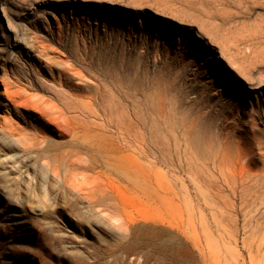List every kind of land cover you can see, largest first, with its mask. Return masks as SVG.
Instances as JSON below:
<instances>
[{
	"label": "rangeland",
	"instance_id": "rangeland-1",
	"mask_svg": "<svg viewBox=\"0 0 264 264\" xmlns=\"http://www.w3.org/2000/svg\"><path fill=\"white\" fill-rule=\"evenodd\" d=\"M0 264H264V0H0Z\"/></svg>",
	"mask_w": 264,
	"mask_h": 264
},
{
	"label": "bare ground",
	"instance_id": "bare-ground-1",
	"mask_svg": "<svg viewBox=\"0 0 264 264\" xmlns=\"http://www.w3.org/2000/svg\"><path fill=\"white\" fill-rule=\"evenodd\" d=\"M221 58V57H220ZM222 59V58H221ZM231 67V66H230ZM121 103V102H120ZM129 104V103H128ZM130 105V104H129ZM130 113V112H129ZM140 137V136H139ZM142 139V138H141Z\"/></svg>",
	"mask_w": 264,
	"mask_h": 264
}]
</instances>
